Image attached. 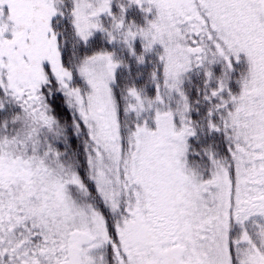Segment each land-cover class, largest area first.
Listing matches in <instances>:
<instances>
[{"label":"snow or ice","instance_id":"obj_1","mask_svg":"<svg viewBox=\"0 0 264 264\" xmlns=\"http://www.w3.org/2000/svg\"><path fill=\"white\" fill-rule=\"evenodd\" d=\"M0 264H264V0H0Z\"/></svg>","mask_w":264,"mask_h":264}]
</instances>
